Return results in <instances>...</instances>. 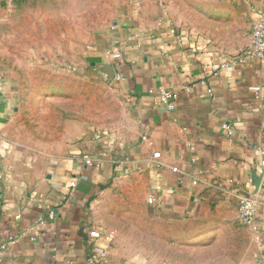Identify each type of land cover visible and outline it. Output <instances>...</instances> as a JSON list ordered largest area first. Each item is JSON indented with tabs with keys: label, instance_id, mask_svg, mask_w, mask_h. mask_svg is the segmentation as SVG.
<instances>
[{
	"label": "crops",
	"instance_id": "1",
	"mask_svg": "<svg viewBox=\"0 0 264 264\" xmlns=\"http://www.w3.org/2000/svg\"><path fill=\"white\" fill-rule=\"evenodd\" d=\"M216 1L248 31L237 47L195 23L133 14L95 36L87 58L114 76L128 107L126 132L77 145L26 144L16 129L17 94L0 76V264H132L108 245L91 209L100 187L128 173L142 175L149 191L160 185L158 210L174 217L255 198L251 227L262 252L256 263L264 264V63L230 61L264 20V0ZM223 61L231 63L214 74L211 65ZM161 88L177 94L173 109L159 100ZM108 141L122 154L109 153ZM51 209L56 215L40 223Z\"/></svg>",
	"mask_w": 264,
	"mask_h": 264
},
{
	"label": "rangeland",
	"instance_id": "2",
	"mask_svg": "<svg viewBox=\"0 0 264 264\" xmlns=\"http://www.w3.org/2000/svg\"><path fill=\"white\" fill-rule=\"evenodd\" d=\"M132 14L198 24L232 48L248 34L216 0H0V76L17 94L16 129L24 143L77 145L127 131L128 107L114 76L93 67L87 54L98 33ZM149 194L142 175L128 173L91 200L108 245L126 261L257 264L261 258L258 237L236 204L209 203L174 217L150 205Z\"/></svg>",
	"mask_w": 264,
	"mask_h": 264
},
{
	"label": "built area",
	"instance_id": "3",
	"mask_svg": "<svg viewBox=\"0 0 264 264\" xmlns=\"http://www.w3.org/2000/svg\"><path fill=\"white\" fill-rule=\"evenodd\" d=\"M245 60H257L260 61L261 63H264V20H258L255 22V24L252 27L251 33H250V43L247 48L242 50L240 54L237 56H234L230 59L231 62H242ZM231 62H217L211 65V70L214 74H217L218 71H220L223 67H227ZM118 79H121L122 76L118 74L116 76ZM184 89L188 90L189 86H185ZM252 89L256 92H259L261 90L260 85H255L252 86ZM151 92L153 90H150ZM158 97L161 102L167 105L168 108L173 109L175 107V100L177 98V94L174 91H170L165 88H161L158 91ZM229 133L231 131L229 130ZM148 139L147 135L142 136V140L146 141ZM108 147H109V153L113 155H121L122 151L121 150H116L115 146L113 147L112 142L108 141ZM262 153L264 156V149H262ZM152 156L157 159L156 162V167H161L162 162L159 161V158L161 157V153L158 151H153ZM125 159H123L122 163H125L128 161V158L126 156H123ZM122 163L120 165H122ZM262 163H264V159H262ZM126 166V164H124ZM172 170L176 171L177 167H173ZM113 178V177H112ZM193 184H197V180L192 181ZM70 187L74 189L76 187V182L72 181L70 183ZM161 191V186L160 185H155L151 188L150 194L148 197V202L150 205H152L155 208L159 209L160 205V192ZM258 207H259V202L253 198V197H247V196H241L239 197L237 201V208L240 213V216L242 220L250 225L253 226L254 221L257 216L258 212ZM56 215V212L54 209H51L47 216H41L39 218L40 223H43L45 218H53ZM29 231L34 235L36 234V230L34 226H31ZM35 237L32 236L31 239H34ZM103 254V253H100ZM91 261H95L93 258H90Z\"/></svg>",
	"mask_w": 264,
	"mask_h": 264
}]
</instances>
